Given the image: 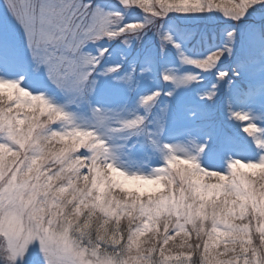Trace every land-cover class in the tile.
<instances>
[{"label": "snow or ice", "instance_id": "6c2138e0", "mask_svg": "<svg viewBox=\"0 0 264 264\" xmlns=\"http://www.w3.org/2000/svg\"><path fill=\"white\" fill-rule=\"evenodd\" d=\"M0 264H264V0H0Z\"/></svg>", "mask_w": 264, "mask_h": 264}]
</instances>
